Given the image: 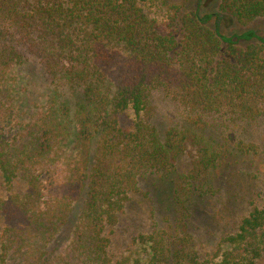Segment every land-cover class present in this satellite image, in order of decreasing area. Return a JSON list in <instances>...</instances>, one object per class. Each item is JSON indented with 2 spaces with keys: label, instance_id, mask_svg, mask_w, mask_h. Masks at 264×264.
<instances>
[{
  "label": "trees",
  "instance_id": "obj_1",
  "mask_svg": "<svg viewBox=\"0 0 264 264\" xmlns=\"http://www.w3.org/2000/svg\"><path fill=\"white\" fill-rule=\"evenodd\" d=\"M220 8L201 15L174 5L163 27L141 0H0V170L9 190L18 179L25 185L0 201V264H124L111 254L112 229L149 179L167 209L163 225L139 236L140 264L259 263L264 197L212 254L201 255L189 231L225 154L198 122L255 118L264 108V37L210 25L224 14L246 26L264 17V0H221ZM29 61L43 66L52 92L26 120L14 71ZM155 89L193 122L162 134L150 121ZM128 109L135 121L124 128ZM185 154L190 169L178 172Z\"/></svg>",
  "mask_w": 264,
  "mask_h": 264
},
{
  "label": "rangeland",
  "instance_id": "obj_2",
  "mask_svg": "<svg viewBox=\"0 0 264 264\" xmlns=\"http://www.w3.org/2000/svg\"><path fill=\"white\" fill-rule=\"evenodd\" d=\"M221 0H141L145 12L166 27L174 5L181 11L199 10L205 13H221ZM222 14V13H221ZM224 15V14H223ZM222 15V16H223ZM212 17L210 25L219 23L223 34L231 35L252 28L264 37V17H258L246 26L239 25L229 15ZM14 75L18 81L15 102L23 119L28 120L43 105L52 92V85L41 64L29 61L17 67ZM150 121L163 134L169 127L193 122L189 112L179 102L168 96L165 90L155 89L150 99ZM199 127L206 128L207 135L213 137L225 150L224 159L215 171L213 189L198 198V210L189 221V231L193 235L196 248L201 255H209L217 248L221 239L237 227V221L246 215L251 204L264 197V108L255 118H243L227 114L203 115ZM120 125L129 128L135 121L131 109L120 116ZM191 156L179 158L176 171L186 173L191 166ZM8 183L0 170V201L8 194L25 189L20 179L9 190ZM167 201L154 193L151 179L143 180L140 190L133 193L112 229L110 251L116 260L124 264L145 262L146 254L139 236L163 225ZM0 215V231L4 226ZM67 237V236H65ZM61 242L59 251L67 254L68 241ZM72 252V251H70ZM75 256V254H74ZM71 257L72 262L75 257ZM125 260V262H124ZM258 264H264V256Z\"/></svg>",
  "mask_w": 264,
  "mask_h": 264
}]
</instances>
